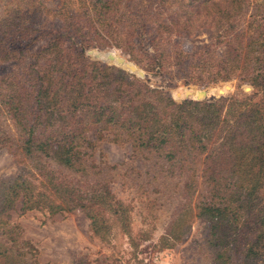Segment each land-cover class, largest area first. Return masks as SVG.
I'll list each match as a JSON object with an SVG mask.
<instances>
[{
  "label": "trees",
  "instance_id": "trees-1",
  "mask_svg": "<svg viewBox=\"0 0 264 264\" xmlns=\"http://www.w3.org/2000/svg\"><path fill=\"white\" fill-rule=\"evenodd\" d=\"M36 2H0V146L19 166L0 177V264H36L9 221L15 203L48 215L78 209L96 235L126 218L111 187L115 165L95 163L89 129L152 159L151 181L181 179L163 238L179 240L195 216L212 264H264V0H60L39 11ZM201 32L207 42L182 48ZM111 46L144 75L86 54ZM230 79L252 91L179 101L168 92L177 80Z\"/></svg>",
  "mask_w": 264,
  "mask_h": 264
},
{
  "label": "rangeland",
  "instance_id": "rangeland-1",
  "mask_svg": "<svg viewBox=\"0 0 264 264\" xmlns=\"http://www.w3.org/2000/svg\"><path fill=\"white\" fill-rule=\"evenodd\" d=\"M5 1L0 2L4 4ZM36 1L39 5L37 11L41 8L45 10L46 7L55 9L60 3V0ZM34 8V3L23 8L27 21L33 20ZM48 19L54 26L58 23L51 16ZM207 41V35L201 32L194 41L183 40L182 48L189 50L191 45ZM91 51L113 52L116 54L111 53L113 58L121 57L144 75L143 70L119 48L111 46L87 49L89 59L104 61L95 57ZM4 69L2 65L0 74ZM226 83L229 89L218 94V87ZM186 89L204 90L205 95L201 99H214L224 95L242 98L252 91L250 85H237L236 80L230 79L206 87L182 84L181 80H177L168 92L175 101H179L184 98L182 92ZM85 136L95 143L91 150L95 163L115 165L109 172L111 187L126 206V218L123 221L108 219V231L96 235L91 232L84 213L78 209L48 215L36 209L20 212L19 204L15 203L14 208L8 211L9 221L18 225L20 239L28 240L35 247L36 264H212V249L207 242V227L202 219L192 216L186 231L175 242L167 237L163 238L165 228L181 202V179L158 177L151 181L152 168L148 165L152 159H146L140 154L132 155L127 144L105 139L94 140L92 129L87 130ZM18 168L16 156L11 150L0 146V177L13 175Z\"/></svg>",
  "mask_w": 264,
  "mask_h": 264
},
{
  "label": "water",
  "instance_id": "water-1",
  "mask_svg": "<svg viewBox=\"0 0 264 264\" xmlns=\"http://www.w3.org/2000/svg\"><path fill=\"white\" fill-rule=\"evenodd\" d=\"M92 54L95 56V57H98L100 58L101 60H104V61H107V62H111V63H114L115 65L117 66H120L122 68H125L131 72H136V74H138L139 76H142V71L137 69L133 64L131 63H128V62H124V60L121 58V57H116V58H113L110 51H103V52H95V51H91ZM229 89V88H228ZM223 91H218L217 93L218 94H221L223 93ZM177 95H180L179 93H177ZM205 95V91L204 90H201L199 92H197L195 95L192 94V91L190 89H186L182 92V96L183 97H190V98H193V99H201L203 98Z\"/></svg>",
  "mask_w": 264,
  "mask_h": 264
}]
</instances>
